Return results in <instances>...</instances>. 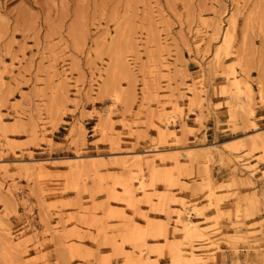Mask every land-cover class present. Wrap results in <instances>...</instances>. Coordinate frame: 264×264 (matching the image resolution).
Instances as JSON below:
<instances>
[{"label":"rangeland","instance_id":"1","mask_svg":"<svg viewBox=\"0 0 264 264\" xmlns=\"http://www.w3.org/2000/svg\"><path fill=\"white\" fill-rule=\"evenodd\" d=\"M245 12L258 31L264 0H0V264H70L73 253L91 255L80 247L86 237L100 241L99 251L104 245L125 247L122 238L137 241L136 264H156L164 253L172 264L174 248L188 257L199 249L204 264H264L261 64L258 56L252 59L250 44L243 71L239 64L235 68L237 77L252 85L246 104L231 74L233 58H216L217 50L226 51L220 46L231 20ZM138 16L149 22L144 39L157 61L162 64L164 52L171 59L155 78L148 74L139 92L135 84L122 90L123 102L117 104L114 83L100 82L101 65L87 55L94 49L85 51L87 26L75 45L78 54L68 51V37L76 40V31L64 29L85 20L99 28L105 17L126 24ZM17 23L27 30L17 33ZM29 33L20 60L14 39ZM251 67L255 77L248 74ZM21 68L43 81L42 88L34 84L31 90L39 102L25 105L24 93L16 94L12 81L16 88L27 84ZM175 148L177 153L133 154ZM77 155L98 158L68 161ZM134 159L142 161L141 173ZM153 170L159 176L151 185ZM130 174L138 176L134 207L142 213L137 223L143 220V230L121 215H132L119 184ZM141 181L152 192L149 197L139 189ZM181 211L201 226L202 237L192 245L177 225ZM102 259L96 255L95 264Z\"/></svg>","mask_w":264,"mask_h":264},{"label":"snow or ice","instance_id":"2","mask_svg":"<svg viewBox=\"0 0 264 264\" xmlns=\"http://www.w3.org/2000/svg\"><path fill=\"white\" fill-rule=\"evenodd\" d=\"M115 7V5H114ZM169 7V6H164ZM248 7H252L249 5ZM124 5L119 6L120 12L123 11ZM169 15V13H165ZM42 23V22H41ZM148 20L141 19V17H136L134 20L129 21L128 23H120L115 19L109 20L107 17L103 19L99 28L96 24H93L87 20L82 21L80 25H73L72 28H69L65 25L64 32L76 31V40H73L71 36L68 37V51L79 53L78 48L75 47L77 42L80 39L79 33L82 31L83 26H87V33L84 36L85 51L87 52L88 47L90 46L94 49L93 52H87V55L90 59H95L96 63L101 65L102 71L100 75V82L103 84L104 81H108L109 84L114 83L116 88V93L112 99L117 103H122V97L120 92L130 91L133 84L136 85L137 92L140 88L147 84V76L150 73L153 78L161 71V68L167 67L168 61L171 59L167 52L162 54V64L160 61H157L154 52V49H151L148 44L145 43V35L149 33ZM241 25L243 28L241 29ZM37 28L40 27L38 23ZM107 29L104 31V29ZM233 28L235 32L233 33ZM95 29V31H94ZM123 29V31H122ZM229 34L223 37L224 44L220 46L221 49H226L225 52L217 50L216 58L219 60L222 55L233 58L232 68L235 69L237 64H239L241 70L244 68V60L248 55L249 45L251 44V49L255 53V56L252 59H255L257 56L261 64V98L264 99V21L261 22L259 30L253 22L252 14L245 12L241 17H233L232 22L228 25ZM27 30V25H21L17 23L16 31L17 33H23ZM43 31V29H41ZM63 34V33H62ZM229 36H232L230 41ZM242 36V39H241ZM11 37V31L9 36L5 37V42ZM31 40V33L24 40L14 39V48L13 52L16 57L20 60H24L23 52L20 51V45H24V51L28 50L29 44L28 41ZM161 41H163V32L161 33ZM170 42V41H169ZM238 48H242V51H237ZM146 49H149L146 51ZM33 51H35L33 47ZM10 54L5 52L3 54L4 58H7ZM38 57H34V60ZM26 63V61H25ZM46 63V62H45ZM16 67L15 61H13V68ZM104 68H107V72L103 71ZM22 74L27 78V84L23 88H16V82L12 81L13 87L16 91V94L19 95L21 92L24 93L21 96L22 101L27 105V101L34 99L35 102H39V97H34L32 94L33 85L36 84L37 88L43 87V81L36 77L32 78L31 73ZM248 74L250 77L256 76V69L251 67L248 69ZM12 75H16V72L13 71ZM7 83L8 77H4ZM166 75L164 79H166ZM23 83V82H21ZM79 95L77 100H79ZM115 106V105H114ZM35 107V104H33ZM68 104L64 106V114L67 115ZM127 209L131 210V217L128 216V212L125 211L122 213V217L126 220H130V223L136 226L138 230H143V220L137 223V217L142 215L138 213L134 207V204L131 201L125 202ZM146 220L147 217H144ZM95 229H93L94 231ZM91 239V245L89 246L87 241ZM122 244L125 247H114L110 245H104L103 251H99L101 247L100 241L95 238L86 237L84 242L81 243V250H86L91 255H79L77 257L76 253H73L71 257L70 264H95L94 257L100 255L103 259L99 264H136V261L131 259V257L136 255L137 241L133 239L122 238ZM39 251V249H37ZM159 256L160 253H157ZM24 257L30 258V252L24 251ZM167 254L164 253L163 259H158L156 264H167ZM15 264V261L12 262ZM51 264V262H50ZM59 264V262H55Z\"/></svg>","mask_w":264,"mask_h":264},{"label":"bare ground","instance_id":"3","mask_svg":"<svg viewBox=\"0 0 264 264\" xmlns=\"http://www.w3.org/2000/svg\"><path fill=\"white\" fill-rule=\"evenodd\" d=\"M233 20V19H232ZM232 20H231V22H232ZM227 30V29H226ZM225 30V31H226ZM226 34L225 35H228L229 33L228 32H225ZM229 39L231 40V36H229ZM237 69H233V71L231 72V74L234 76V78L236 79V81H235V87H236V91L237 92H239V95H244V98H245V103L246 104H249L250 103V101L252 100V98H253V89H252V85H251V83L248 81V79L247 80H243V81H241V79L239 78V77H237ZM195 81H197V79L195 80ZM194 81V82H195ZM193 82V83H194ZM192 83V84H193ZM191 84V85H192ZM194 84H196V83H194ZM193 84V85H194ZM198 84V83H197ZM199 85V84H198ZM188 86V85H187ZM198 88V87H197ZM261 90V89H260ZM191 91V90H190ZM262 91V90H261ZM261 91H260V94L259 95H261ZM193 92V91H192ZM112 94V93H111ZM115 95V94H114ZM198 96V95H197ZM114 101V100H113ZM254 111H255V109H251L250 110V113H251V115H253L254 114ZM257 125V123H254V126H256ZM253 146L254 147H256L257 146V141L256 140H254V142H253ZM203 147V146H202ZM204 148V147H203ZM179 150V148L177 149V148H175V149H171V150H162V151H141V152H134L133 154L135 155V156H138V157H141L142 155H148L149 153H151L152 155H157V154H161V153H164V152H176V151H178ZM177 153V152H176ZM176 153L174 154V156L176 155ZM206 153H207V151H206ZM211 154H213V152H209L208 153V156H211ZM151 155V156H152ZM205 155V154H204ZM162 156H160V158H161ZM205 157H206V155H205ZM86 158H88V159H97L98 157L97 156H84V155H77L76 157H74V158H69V160L68 161H78V160H83V159H86ZM136 158V157H135ZM165 158V157H164ZM163 158V159H164ZM140 159V158H139ZM137 160L136 161V159H134L135 161H133V164H134V162H136L135 164H134V166L133 167H137V170L141 173L142 172V170L144 169L143 168V163H142V161L140 162V160H143V159H140V160ZM153 162H154V157H153ZM151 160V161H152ZM128 161H130V159L128 160ZM150 161V159H148V158H146L145 159V163L146 164H149V163H152V164H154L153 162H151ZM76 162H75V165H73V167H76V168H80V165H79V167H78V164H76ZM126 162V161H125ZM71 163V162H70ZM78 163V162H77ZM81 163H83V162H81ZM125 165L127 164V163H124ZM72 165V164H71ZM72 167V166H71ZM134 172V171H133ZM139 172H136V173H139ZM133 174V173H132ZM132 174H130L127 178H125L124 180H123V182H119V184L120 185H122L123 186V188H124V190L122 191L123 193H125L126 195H127V199H129V201H131L133 204H134V206H135V204H136V199H135V196H136V191H135V188H134V180H135V178L136 177H138L137 175L136 176H134L135 175V173H134V175H132ZM158 173H157V171H155V170H153L152 172H151V185H154L155 184V182H156V180L158 179ZM142 177V176H141ZM139 179V178H138ZM140 180V179H139ZM142 181H144V180H142ZM140 182V183H142L141 184V186L139 187V189H142V190H144V192H145V195L146 196H150L151 194H152V192L150 193L149 191H148V189H146V186L147 185H145L143 182ZM206 184L207 185H209L208 187V189H209V195H207V196H209V198L210 199H212L213 198V195H214V192L212 191V188H211V186H212V178L210 177V176H208V178H207V180H206ZM136 187H138V186H136ZM185 203L186 202H184V201H181V204H182V208H180V210H183L184 208H186L185 207ZM185 213H189V212H178V214H177V225H181V228L183 229V231L185 232V235L191 240V245L196 241L195 239L196 238H201L202 237V234H201V226H200V223L198 222V221H195V220H192V219H190V218H186V216H185ZM145 241V240H144ZM197 241H201L200 239L199 240H197ZM139 242H141V241H139ZM144 246H147V242H144ZM141 248V247H140ZM191 249V248H190ZM143 249H141L140 251H142ZM188 250V249H187ZM205 250V249H204ZM191 251V250H190ZM187 253V252H186ZM190 254L191 255H189V257L188 256H186L185 255V253H184V251H183V249H179V248H174V250H173V253H172V257H173V261H172V264H204V262L206 261L205 260V258H204V254H202V253H200L199 252V249H197L196 251L195 250H193L192 252H190ZM131 259H133L134 260V258H132L131 257ZM140 259V258H139ZM143 260V259H142ZM141 261V260H140ZM139 262V261H138Z\"/></svg>","mask_w":264,"mask_h":264}]
</instances>
